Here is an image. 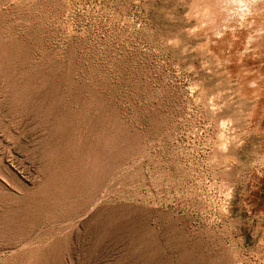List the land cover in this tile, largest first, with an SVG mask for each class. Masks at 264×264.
Listing matches in <instances>:
<instances>
[{
  "label": "rangeland",
  "instance_id": "rangeland-1",
  "mask_svg": "<svg viewBox=\"0 0 264 264\" xmlns=\"http://www.w3.org/2000/svg\"><path fill=\"white\" fill-rule=\"evenodd\" d=\"M0 264H264V0H0Z\"/></svg>",
  "mask_w": 264,
  "mask_h": 264
}]
</instances>
